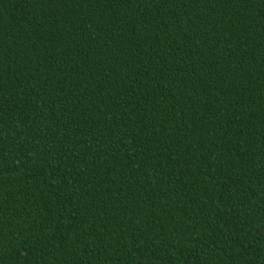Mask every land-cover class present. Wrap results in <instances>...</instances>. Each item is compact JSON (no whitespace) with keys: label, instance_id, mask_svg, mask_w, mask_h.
I'll return each instance as SVG.
<instances>
[{"label":"trees","instance_id":"1","mask_svg":"<svg viewBox=\"0 0 264 264\" xmlns=\"http://www.w3.org/2000/svg\"><path fill=\"white\" fill-rule=\"evenodd\" d=\"M0 264H264V0H0Z\"/></svg>","mask_w":264,"mask_h":264}]
</instances>
